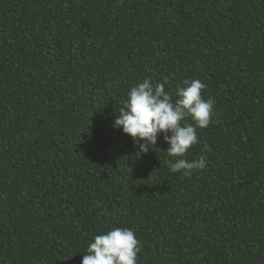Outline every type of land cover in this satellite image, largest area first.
Masks as SVG:
<instances>
[{"label":"trees","instance_id":"obj_1","mask_svg":"<svg viewBox=\"0 0 264 264\" xmlns=\"http://www.w3.org/2000/svg\"><path fill=\"white\" fill-rule=\"evenodd\" d=\"M165 77L215 100L191 177L114 126ZM114 228L137 264H264V0H0V264H83Z\"/></svg>","mask_w":264,"mask_h":264},{"label":"clouds","instance_id":"obj_2","mask_svg":"<svg viewBox=\"0 0 264 264\" xmlns=\"http://www.w3.org/2000/svg\"><path fill=\"white\" fill-rule=\"evenodd\" d=\"M168 83L167 77L155 85L149 78L132 87L129 99L119 109L114 126L122 128L135 140L139 148L137 158L150 151L149 144L156 146L158 135L163 133L170 145L166 153L178 158L175 162L168 161L169 169L191 177L194 170L207 167V157L201 155L192 161L183 157L198 143L197 129H206L213 122L215 100L202 97V90L207 87L204 82L185 79L184 86L177 87L178 99L174 101L172 93L166 91ZM205 148L211 150L208 145ZM141 251L140 241L131 229L114 228L95 237L83 256V264H137Z\"/></svg>","mask_w":264,"mask_h":264}]
</instances>
